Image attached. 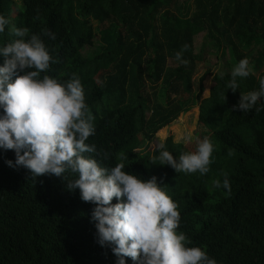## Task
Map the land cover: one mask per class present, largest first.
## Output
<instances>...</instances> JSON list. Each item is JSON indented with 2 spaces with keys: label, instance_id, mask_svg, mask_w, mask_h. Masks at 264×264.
<instances>
[{
  "label": "trees",
  "instance_id": "1",
  "mask_svg": "<svg viewBox=\"0 0 264 264\" xmlns=\"http://www.w3.org/2000/svg\"><path fill=\"white\" fill-rule=\"evenodd\" d=\"M0 15L9 21L0 47L17 38L13 25L27 27L58 61L48 75L62 82L72 74L80 78L95 127L86 142L97 147L85 155L108 168L123 162L142 179L156 176L178 204V231L188 246L201 247L217 264H264V97L250 111L233 109L241 93L258 90L264 78L263 71L253 72L258 59L264 65V0H0ZM201 32L230 62L213 75V97L201 103L214 146L210 170L188 173L177 187L170 165L152 163L160 149L142 150L139 143L201 96L210 73L196 58ZM186 44L184 65L175 54ZM244 58L253 68L237 77L234 92L227 86L231 71ZM200 68L202 75L193 78ZM121 154L126 159L118 161ZM9 160L15 163V151L0 148V264H118L114 245L99 243L95 204L83 201L78 188L68 189L63 177H34ZM224 173L230 191L212 187L217 179L222 184Z\"/></svg>",
  "mask_w": 264,
  "mask_h": 264
},
{
  "label": "clouds",
  "instance_id": "2",
  "mask_svg": "<svg viewBox=\"0 0 264 264\" xmlns=\"http://www.w3.org/2000/svg\"><path fill=\"white\" fill-rule=\"evenodd\" d=\"M8 24L0 15V33ZM9 31L17 38L0 47V55L4 57L0 66V108L3 109L0 148L14 150L16 154L15 163L7 162L9 166H23L34 177L45 174L63 177L68 181V189L78 188L83 201L96 205L92 219L97 221L99 243L114 245L112 250L119 257L118 264H126L125 257L139 264H217L201 247L188 246L191 241L178 231V204L156 176L142 179L125 171L123 162L108 168L85 155L96 153L97 147L86 142L94 135L95 127L80 78L72 74L62 82L48 75L50 66L58 61L41 35L14 25ZM44 35L56 39L47 30ZM187 48L186 44L175 54L176 60L184 65L188 64L182 58ZM250 74L248 59H241L231 71L228 88L235 92L239 89L237 77L246 78ZM261 97H264V78L259 79L258 90L242 92L233 109L250 111ZM159 149V156L152 157L153 164L159 161L160 165H170L177 173L205 175L210 170L214 146L208 137L199 141L194 151L182 152L178 158L164 143L159 144ZM103 157L109 159V153L104 152ZM116 159L123 161L126 157L121 154ZM65 173L78 178L69 180ZM223 175L222 184L217 179L212 187L223 186L230 191L227 173ZM114 198L118 200L115 204Z\"/></svg>",
  "mask_w": 264,
  "mask_h": 264
},
{
  "label": "rangeland",
  "instance_id": "3",
  "mask_svg": "<svg viewBox=\"0 0 264 264\" xmlns=\"http://www.w3.org/2000/svg\"><path fill=\"white\" fill-rule=\"evenodd\" d=\"M195 53L196 58L200 61L205 68L209 69V74L203 79V90L198 100L191 105L190 108L178 112L176 117L170 122L169 125H165L158 129L156 133L150 138L145 139L139 143V147L142 150L152 151L159 148L160 143H164L166 149L170 151L175 157H178L182 152L194 151L197 147L198 141H201L204 137L208 136L202 106L204 99L212 98L215 90L216 82L213 80V75L218 74L221 71L222 66L230 62L229 54H216L213 52L212 47L207 41V35L205 32H201L195 37ZM170 63L171 60H169ZM258 67L253 69L254 73L259 76L261 72H264V65L261 60H257ZM249 68H253L250 64ZM195 72L193 78L197 79L202 74ZM204 100V101H203ZM203 101V103H202ZM202 103V106H201ZM149 115V112L146 114ZM201 138V139H200ZM179 141V143H177ZM188 173H178L176 177H173L174 184L179 187L182 178Z\"/></svg>",
  "mask_w": 264,
  "mask_h": 264
}]
</instances>
